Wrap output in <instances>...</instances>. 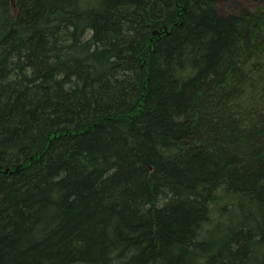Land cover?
<instances>
[{"label":"trees","instance_id":"16d2710c","mask_svg":"<svg viewBox=\"0 0 264 264\" xmlns=\"http://www.w3.org/2000/svg\"><path fill=\"white\" fill-rule=\"evenodd\" d=\"M0 264H264V0H0Z\"/></svg>","mask_w":264,"mask_h":264}]
</instances>
